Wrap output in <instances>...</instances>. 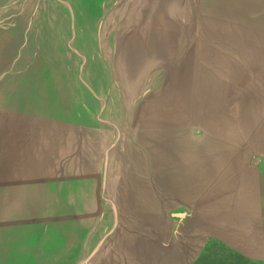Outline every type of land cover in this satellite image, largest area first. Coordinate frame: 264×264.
<instances>
[{
    "label": "rangeland",
    "instance_id": "rangeland-1",
    "mask_svg": "<svg viewBox=\"0 0 264 264\" xmlns=\"http://www.w3.org/2000/svg\"><path fill=\"white\" fill-rule=\"evenodd\" d=\"M263 124L264 0H0V264H264L161 209Z\"/></svg>",
    "mask_w": 264,
    "mask_h": 264
},
{
    "label": "crops",
    "instance_id": "crops-1",
    "mask_svg": "<svg viewBox=\"0 0 264 264\" xmlns=\"http://www.w3.org/2000/svg\"><path fill=\"white\" fill-rule=\"evenodd\" d=\"M17 126L20 128L19 124ZM253 135L256 137L250 138H255L252 139L255 141L241 142L240 145L231 140L225 141L222 148L225 163L219 168L212 163L217 160V152H209L204 171H198L200 168L185 171L178 167L180 146L170 158L169 152L168 155L166 152L167 165L168 159L175 160L176 164L173 166L174 172H167L165 168L161 172L166 198L161 209L185 208L186 212L171 215L189 224L184 233L192 237L188 236L187 239L222 241L240 255L248 253L251 242L264 240V132ZM24 137L17 138L11 148L7 145L0 147L4 167L5 161L10 160L13 172H27L15 163L22 158L19 146L26 144ZM210 142L217 144L215 139H205L202 144L186 148L188 151L198 149L204 152L203 146ZM253 152L259 158L255 166L250 162ZM176 239L181 240L180 237ZM22 263L15 261L14 264Z\"/></svg>",
    "mask_w": 264,
    "mask_h": 264
}]
</instances>
